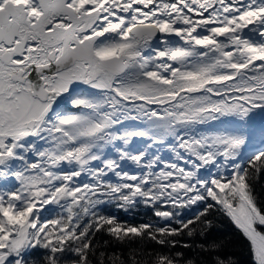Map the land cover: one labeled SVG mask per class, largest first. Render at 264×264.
Returning <instances> with one entry per match:
<instances>
[{"label": "snow or ice", "instance_id": "6c2138e0", "mask_svg": "<svg viewBox=\"0 0 264 264\" xmlns=\"http://www.w3.org/2000/svg\"><path fill=\"white\" fill-rule=\"evenodd\" d=\"M141 116L145 127L120 130ZM257 117L264 122V0H0V264H27L37 248L45 264H91L101 229L175 247L167 237L191 236L213 205L195 220L177 210L209 198L264 264V207L248 183L250 169H264V133L247 152ZM213 121L239 126L196 127ZM169 137L183 166L155 171L163 161L146 160L147 149ZM134 138L149 143L133 152ZM107 145L118 159L102 155ZM121 161L146 171L131 174ZM209 166L215 173L201 175ZM112 201L144 203L168 223L122 226L98 215ZM48 205L59 207L56 218L42 217ZM151 259L183 264L164 253Z\"/></svg>", "mask_w": 264, "mask_h": 264}, {"label": "trees", "instance_id": "16d2710c", "mask_svg": "<svg viewBox=\"0 0 264 264\" xmlns=\"http://www.w3.org/2000/svg\"><path fill=\"white\" fill-rule=\"evenodd\" d=\"M248 183L251 186L252 195L260 207H264V169L255 171L250 169ZM208 204L213 207L207 209V213L191 225L194 229L189 236L187 229L179 236L167 237L168 240L178 241L175 247L160 245L155 241L144 238L126 239L123 241L115 239L104 229L92 235L93 250L95 255L90 257L91 264H112L113 257H119L124 264H132L133 257L138 264H152V257L164 253L183 261V264H256L250 242L238 229L235 223L227 215L221 205L211 199L203 201L191 210L178 209V219L187 221L194 219L197 214L204 211ZM98 215L111 217L122 226H140L141 224L153 223L164 226L155 215L154 209L144 203L129 205L121 208L118 203L96 209ZM108 226L105 225V228ZM172 228L180 225L172 222ZM188 245V247H184ZM33 252L28 257V264H45L44 254ZM176 253H182L176 257ZM67 255H71L70 253Z\"/></svg>", "mask_w": 264, "mask_h": 264}, {"label": "rangeland", "instance_id": "374dc122", "mask_svg": "<svg viewBox=\"0 0 264 264\" xmlns=\"http://www.w3.org/2000/svg\"><path fill=\"white\" fill-rule=\"evenodd\" d=\"M157 107L158 106H156V105L153 106V108H157ZM132 114L135 115L136 113H132ZM223 119L224 118H222V120ZM145 126H146V117L141 116L140 119L135 120V121H133V120L125 121V125L123 127H121L120 130L123 131L124 128H137V127L142 128ZM238 126H239L238 121H233L231 124H228L227 122L222 123L221 121H213V122H209V123L204 124V125H197L196 127L201 132L212 133V132L221 131L227 127H238ZM247 130H248V133L250 136V142L248 144L247 152L250 154L252 148L261 144L262 133H264V122H262L261 119L259 117H257L254 121H252L249 124ZM170 140H171V138L169 137L166 140L165 145H153L152 148L147 149V152H148L147 159L148 158L154 159L156 155H159L163 161V163H160L156 167V169H154L155 171H159L161 168H163L164 163L177 162V163H180L181 166H183V161H176L175 160V154L172 153L171 151H169L168 147L166 146L167 143L170 142ZM138 141H140L139 138H134L132 143H135ZM117 143H119V142H117ZM148 143H146V145H142L143 148H146ZM171 143H175V141L171 140ZM40 146L44 147L46 145H44L43 142L41 141ZM180 151H183V150H180ZM102 155L106 158H117L118 159V156L115 154V149L113 148L112 145H107L105 147ZM93 163H95V162H93ZM120 163L122 165L123 170L128 171L131 174L142 175L146 171V169L136 166L131 161H121ZM210 172H212V173H210ZM214 173H215V169L211 168L210 166H209L208 170L201 169V175H203L205 177H210V175H212ZM105 179L110 180L113 183L118 182L117 177H115L112 173H109L108 176L105 177ZM79 181L81 183L89 182L90 178L85 174L79 178ZM209 199H211V198H209ZM113 203H118V202L112 201L109 203L100 204V205H97V208H102L104 206H108V205H111ZM195 206H198V205H195ZM54 209H55V211H54ZM59 212H60V209L58 206L48 205V206H46V209L44 211H42L41 215H42V217H45V218H56V215ZM118 224L121 225V223H118ZM35 251L36 252L39 251L38 253H42V251H44V249L37 248V249H32V250L26 252L24 254L26 262L28 261V257H30L32 255V253ZM27 264H28V262H27Z\"/></svg>", "mask_w": 264, "mask_h": 264}, {"label": "bare ground", "instance_id": "6f19581e", "mask_svg": "<svg viewBox=\"0 0 264 264\" xmlns=\"http://www.w3.org/2000/svg\"><path fill=\"white\" fill-rule=\"evenodd\" d=\"M251 27V26H250ZM247 29H245V31H246ZM38 143V145H40L41 144V141H38L37 142ZM138 143H140V144H142V141H138V142H135V143H133V144H131V145H129V148L133 151V152H138V151H135L134 149H137V147H138ZM115 154L118 156V153L115 151ZM33 159H35V157H33ZM97 165H99V161H96L95 162Z\"/></svg>", "mask_w": 264, "mask_h": 264}, {"label": "built area", "instance_id": "2783aa9c", "mask_svg": "<svg viewBox=\"0 0 264 264\" xmlns=\"http://www.w3.org/2000/svg\"><path fill=\"white\" fill-rule=\"evenodd\" d=\"M139 140L140 141H142V144H140V143H138V147H137V149H134L135 151H143L145 148H143V146L142 145H146V143H148L149 141L148 140H146V139H143V138H139ZM170 142H171V140H170ZM133 144V143H132ZM166 149V148H165ZM210 173H212V172H210ZM205 174V173H204ZM198 203H200V202H197V204ZM197 204H195V205H197ZM195 205H191L190 207H192V206H195ZM189 207V208H190Z\"/></svg>", "mask_w": 264, "mask_h": 264}, {"label": "water", "instance_id": "95a60500", "mask_svg": "<svg viewBox=\"0 0 264 264\" xmlns=\"http://www.w3.org/2000/svg\"><path fill=\"white\" fill-rule=\"evenodd\" d=\"M259 147H261V145H259V146H255L254 148H252L251 149V151H254L255 149H257V148H259ZM159 218V217H158ZM161 219V218H160ZM164 223H167L166 221H164V220H162Z\"/></svg>", "mask_w": 264, "mask_h": 264}]
</instances>
